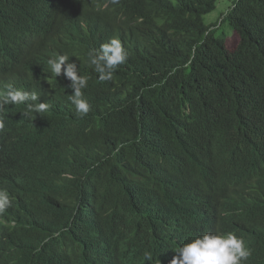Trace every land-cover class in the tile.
<instances>
[{"label": "trees", "instance_id": "16d2710c", "mask_svg": "<svg viewBox=\"0 0 264 264\" xmlns=\"http://www.w3.org/2000/svg\"><path fill=\"white\" fill-rule=\"evenodd\" d=\"M80 1V36L127 53L111 80L88 46L42 52L64 0H0V77L27 69L28 92L49 104L2 120L16 192L0 212V264H170L200 214L225 207L251 251L242 264H264V0L232 2L233 49L205 23L219 0ZM58 55L87 77L82 117L50 72Z\"/></svg>", "mask_w": 264, "mask_h": 264}, {"label": "clouds", "instance_id": "9594fccd", "mask_svg": "<svg viewBox=\"0 0 264 264\" xmlns=\"http://www.w3.org/2000/svg\"><path fill=\"white\" fill-rule=\"evenodd\" d=\"M64 2V17L53 28L52 40L41 45L42 52L51 51L54 56L55 52L68 51L72 43H77L79 47L88 46L95 49L88 53V58L98 74V79L111 80L117 68L127 60V53L120 40L114 38L103 42L102 39L93 46L94 38L91 37V32L81 37L78 29L80 22H76V18L87 19L85 6L80 0H64ZM113 2L115 3L116 0ZM68 61L67 55H58L48 59L47 63L55 77L63 75L70 81L67 87L72 94L68 98L76 113L82 117L90 109L82 91L87 87V77L79 74L76 63ZM26 71L22 75L0 77V128H3L2 120L11 114L14 105H25L26 111L22 113L23 116L40 114L49 108L48 103L39 102L40 97L36 93L28 92ZM12 175L7 168L0 166V212L10 206V196L16 192ZM235 225L236 221L228 207L202 212L197 221L198 230L195 239L180 246L170 264H242L250 257L251 251L245 247L242 239L234 233H229L233 231ZM145 259L151 260L152 254L146 252Z\"/></svg>", "mask_w": 264, "mask_h": 264}, {"label": "rangeland", "instance_id": "374dc122", "mask_svg": "<svg viewBox=\"0 0 264 264\" xmlns=\"http://www.w3.org/2000/svg\"><path fill=\"white\" fill-rule=\"evenodd\" d=\"M234 0H219L216 10L205 16L206 26L219 25L217 35L224 33L227 36V46L233 49L237 46L239 38L236 32L227 24H222V19L226 15Z\"/></svg>", "mask_w": 264, "mask_h": 264}, {"label": "bare ground", "instance_id": "6f19581e", "mask_svg": "<svg viewBox=\"0 0 264 264\" xmlns=\"http://www.w3.org/2000/svg\"><path fill=\"white\" fill-rule=\"evenodd\" d=\"M146 2V1H145ZM86 8V7H85ZM90 8V7H89ZM92 12H93V10H92ZM160 15H161V13H160ZM162 16V15H161ZM157 17V16H156ZM133 21V20H132ZM101 22V21H100ZM123 22V21H122ZM101 24V23H100ZM131 24V23H130ZM133 26V25H132ZM104 27V26H103ZM86 34V33H85ZM100 39V38H99ZM69 54V53H68ZM43 64H45V62H43ZM22 123V122H21ZM11 138V137H10Z\"/></svg>", "mask_w": 264, "mask_h": 264}]
</instances>
